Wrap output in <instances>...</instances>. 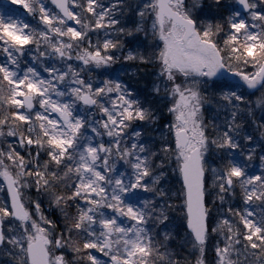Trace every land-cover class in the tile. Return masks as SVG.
I'll return each mask as SVG.
<instances>
[{
  "label": "snow or ice",
  "instance_id": "1",
  "mask_svg": "<svg viewBox=\"0 0 264 264\" xmlns=\"http://www.w3.org/2000/svg\"><path fill=\"white\" fill-rule=\"evenodd\" d=\"M0 264H264V0H0Z\"/></svg>",
  "mask_w": 264,
  "mask_h": 264
}]
</instances>
